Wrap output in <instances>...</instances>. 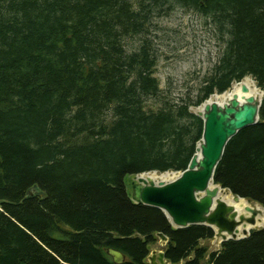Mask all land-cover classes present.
<instances>
[{"label": "trees", "instance_id": "trees-1", "mask_svg": "<svg viewBox=\"0 0 264 264\" xmlns=\"http://www.w3.org/2000/svg\"><path fill=\"white\" fill-rule=\"evenodd\" d=\"M174 6L225 37L180 104L161 99L146 38ZM245 77L263 92L259 120L227 142L213 184L264 209V0H0V264H114L110 248L149 264L159 233L169 264H264V227L207 255L211 228H174L125 182L185 171L203 132L190 108Z\"/></svg>", "mask_w": 264, "mask_h": 264}, {"label": "water", "instance_id": "water-1", "mask_svg": "<svg viewBox=\"0 0 264 264\" xmlns=\"http://www.w3.org/2000/svg\"><path fill=\"white\" fill-rule=\"evenodd\" d=\"M246 78L248 77L232 86L241 85ZM226 92L220 95L222 96ZM240 92L242 99L246 102L241 106L235 95L230 102L224 104L225 109L223 111L215 104L205 115V118H202L199 113H194L203 122V132L187 169L178 172V177L167 183L162 182L155 185L151 180L141 182L138 180L136 184L132 183L130 198L134 203L161 210L171 225L177 229L203 225L211 228L216 233L215 236L220 238L222 242L227 241V238L230 240L243 239L237 237L239 227L246 228L245 223L253 225L256 220V210L247 206L244 211L246 215L250 214L251 216L245 217L238 214L233 206L221 202L220 199L214 200L218 189L221 187L213 184L214 170L221 160L227 142L240 130L256 124L259 120L258 113L263 96L259 100L252 96L244 98L243 94L249 92L245 85L241 86ZM200 147L202 161L199 164V169H196L198 164L197 152ZM212 184L214 187L210 188ZM228 192L233 197L234 202L243 200L248 203L245 199L238 196L234 197L230 191ZM198 194L202 195L199 199L197 198ZM41 195L42 192L38 187L33 186L27 190L25 199H33ZM252 204L264 210L260 205ZM246 231L244 229L245 237H247ZM157 238L162 243L167 244L168 242L163 234H157ZM107 255L111 257L114 264L125 262V256L115 249H108ZM149 264H169V262L165 259L164 252H158L150 256Z\"/></svg>", "mask_w": 264, "mask_h": 264}, {"label": "rangeland", "instance_id": "rangeland-1", "mask_svg": "<svg viewBox=\"0 0 264 264\" xmlns=\"http://www.w3.org/2000/svg\"><path fill=\"white\" fill-rule=\"evenodd\" d=\"M146 38L151 42V47L156 58V72L154 76L159 82L161 99L169 101L172 104H180L187 97L195 101L205 78L211 73L222 55L225 47V37L221 38L215 31L214 26L203 17L183 10L179 6H174L166 16L154 17L153 25L148 29ZM125 44L130 51H133L138 46V38L131 39ZM242 83L248 89L250 88L256 92L258 100L262 98V90L257 87L251 77L246 78ZM235 86L237 85L232 86L229 91ZM219 97L221 95L214 94L209 99ZM155 107H160V104H156ZM200 107H191L190 110L195 113ZM146 175H149L152 178L151 181L155 185H158L162 182H170L179 173L150 172ZM137 177L138 175L133 177L127 176L125 182L129 193L131 191V184L137 183ZM213 187L214 185L212 184L210 188ZM218 192H221V194H218L219 196L217 195V198L220 200L230 195L228 191L221 188ZM200 197L202 195L198 194L197 198L199 199ZM246 204L256 210V220L253 225L244 222L246 228L243 226L239 227L238 238L245 237L244 229L247 230L246 236H248L250 231L264 227V210L252 203ZM238 214H242L245 217L251 216L250 214L246 215L244 210L239 211ZM215 234L214 232L212 240L200 242L201 246L207 247V255L218 252L221 248L222 240L215 236ZM227 239L230 240V238ZM165 245V243H162L158 239L157 243L150 248L148 263H150V256L152 254L164 252Z\"/></svg>", "mask_w": 264, "mask_h": 264}, {"label": "bare ground", "instance_id": "bare-ground-1", "mask_svg": "<svg viewBox=\"0 0 264 264\" xmlns=\"http://www.w3.org/2000/svg\"><path fill=\"white\" fill-rule=\"evenodd\" d=\"M243 85V83H241ZM240 89H241V85L240 84H237V86H235L231 91H227V93H225L223 96L219 97V98H211L209 100H207V102L201 106L198 110H196V114L199 113L200 116H202V118H205V115L209 112V110L211 109V107L213 105H217L220 110H224V104L227 103V102H230V100H232L233 96H237V99L240 103V106L241 104H245L246 102L244 101V99H242L241 97V92H240ZM249 96H252L254 97L256 100H258V96L256 94L255 91H252L250 88H249V92L248 94H243V97L244 98H248ZM216 97V96H215ZM201 147L199 148V151L197 152V166L195 167L196 169H199V164L201 163L202 161V156H201ZM147 173H144V174H140L138 175L137 177V180H140L141 181H145V180H152L151 177H149V175H146ZM178 176H176L177 178ZM175 179V178H174ZM172 179V180H174ZM171 180V181H172ZM219 191V189H218ZM218 194H221V192H217V195ZM219 196V195H218ZM227 196V195H226ZM232 196L231 195H228L226 198H223L221 200V202H225L227 205H230V206H233L238 212L239 211H243L245 208H247V204L245 203V201L243 200H240L239 202H234V199L231 198ZM217 196H215L214 200H217Z\"/></svg>", "mask_w": 264, "mask_h": 264}]
</instances>
